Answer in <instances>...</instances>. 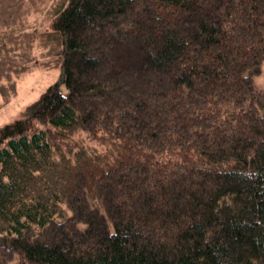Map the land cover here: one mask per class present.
<instances>
[{
  "label": "trees",
  "instance_id": "1",
  "mask_svg": "<svg viewBox=\"0 0 264 264\" xmlns=\"http://www.w3.org/2000/svg\"><path fill=\"white\" fill-rule=\"evenodd\" d=\"M46 5L0 0L1 93L61 74L0 127V264H264V0Z\"/></svg>",
  "mask_w": 264,
  "mask_h": 264
},
{
  "label": "rangeland",
  "instance_id": "2",
  "mask_svg": "<svg viewBox=\"0 0 264 264\" xmlns=\"http://www.w3.org/2000/svg\"><path fill=\"white\" fill-rule=\"evenodd\" d=\"M45 2L47 3V8H51V3L55 2V0H45ZM28 9H31V5ZM47 15V13H41L38 15L39 19H35V17L34 19L37 20L38 23H45L44 25H46L44 20ZM28 22H30V20H28ZM28 25L30 27V23ZM44 49L45 48L42 47L37 49V52L40 53H35L34 55L37 63L32 70L23 71L21 75L15 78V82H17L16 88H9L11 83V81H9V83L7 82L9 89L8 92L1 93L0 89V127L16 118L24 116L26 110L39 98L41 92L49 84L60 81L61 74L58 66H53L49 60L55 59L56 56L44 54V51L46 50ZM253 82L255 86L259 88L264 87V59L261 63L260 71L253 76ZM7 83L4 81L3 84L5 87L7 86Z\"/></svg>",
  "mask_w": 264,
  "mask_h": 264
}]
</instances>
